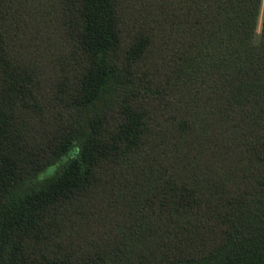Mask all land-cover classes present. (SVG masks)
Returning <instances> with one entry per match:
<instances>
[{"label":"trees","instance_id":"1","mask_svg":"<svg viewBox=\"0 0 264 264\" xmlns=\"http://www.w3.org/2000/svg\"><path fill=\"white\" fill-rule=\"evenodd\" d=\"M0 264H264V0H0Z\"/></svg>","mask_w":264,"mask_h":264},{"label":"rangeland","instance_id":"2","mask_svg":"<svg viewBox=\"0 0 264 264\" xmlns=\"http://www.w3.org/2000/svg\"><path fill=\"white\" fill-rule=\"evenodd\" d=\"M259 26H260V16L258 18L257 26H256V32L257 33L259 32ZM52 169H53L52 167H47V169L45 171H43L42 173L39 174V178H42L43 176L48 175V173L51 172Z\"/></svg>","mask_w":264,"mask_h":264}]
</instances>
